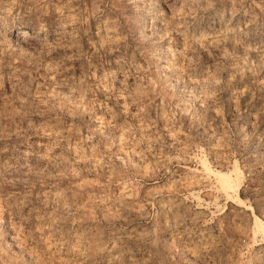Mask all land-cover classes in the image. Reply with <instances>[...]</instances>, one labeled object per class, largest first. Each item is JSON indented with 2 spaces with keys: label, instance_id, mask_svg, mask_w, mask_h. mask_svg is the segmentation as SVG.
<instances>
[{
  "label": "rangeland",
  "instance_id": "374dc122",
  "mask_svg": "<svg viewBox=\"0 0 264 264\" xmlns=\"http://www.w3.org/2000/svg\"><path fill=\"white\" fill-rule=\"evenodd\" d=\"M257 224L264 0H0V264H264Z\"/></svg>",
  "mask_w": 264,
  "mask_h": 264
},
{
  "label": "bare ground",
  "instance_id": "6f19581e",
  "mask_svg": "<svg viewBox=\"0 0 264 264\" xmlns=\"http://www.w3.org/2000/svg\"><path fill=\"white\" fill-rule=\"evenodd\" d=\"M22 35L26 34L25 30H20L18 32V35ZM19 38V37H18ZM220 182H221V188L223 190H229V188L231 187L227 181V178L225 176H220ZM257 232H260L261 234H264V224H257Z\"/></svg>",
  "mask_w": 264,
  "mask_h": 264
}]
</instances>
